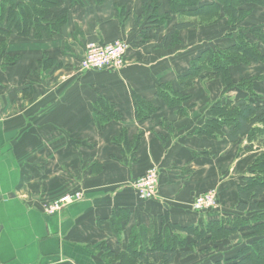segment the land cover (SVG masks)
Segmentation results:
<instances>
[{
	"label": "crops",
	"instance_id": "crops-1",
	"mask_svg": "<svg viewBox=\"0 0 264 264\" xmlns=\"http://www.w3.org/2000/svg\"><path fill=\"white\" fill-rule=\"evenodd\" d=\"M25 1L0 0V12ZM57 1L53 14L67 18L55 32L42 20L21 28L6 12L0 17V264H119L106 249L124 252L133 231L208 221L212 216L192 203L210 189L219 193L218 216L235 214L238 186L264 148L247 138L232 142L229 126L215 138L198 129L214 103L247 92L219 79L180 83L204 50L232 44L224 22L187 28L178 45L163 49L157 36L176 22L167 0H160L161 12L173 20L145 36L146 20L135 25L142 0ZM245 24L264 30V9ZM215 29L223 38L211 43ZM117 39L129 43L123 69L80 71L89 41ZM231 72L236 81L262 75L256 91L264 95V62ZM139 102L156 110L140 117ZM153 165L159 192L142 201L133 184ZM77 191L80 200L44 212V202ZM207 254L178 262L206 264Z\"/></svg>",
	"mask_w": 264,
	"mask_h": 264
},
{
	"label": "trees",
	"instance_id": "trees-1",
	"mask_svg": "<svg viewBox=\"0 0 264 264\" xmlns=\"http://www.w3.org/2000/svg\"><path fill=\"white\" fill-rule=\"evenodd\" d=\"M142 2L143 12L135 17V25L146 20L141 30L143 36L148 34L153 25L161 27L172 20L173 16L176 17L175 24L161 38L157 36L159 46L163 49L178 45L181 42V31L187 28L224 22L229 28L227 35L233 36L232 44L204 50L195 59L188 74L181 78L180 83L190 86L197 78L219 79L228 89L247 92L236 101L214 103L212 117L198 131L215 138L223 134L224 126H229L232 128V142L247 138L255 140L264 148V95H259L256 91L263 76L254 75L236 81L231 72V68L235 66L264 62V30L240 26H244L243 23L255 9H264V0H167L172 17L169 12H161L164 1ZM58 4L57 0H26L19 4L17 10L14 5H3L0 17L6 12L9 24L22 26L21 28L42 20L55 32L67 18L61 14H53V8ZM16 11L21 12L18 15ZM238 27L241 28L236 33L235 29ZM244 29L250 31L246 33ZM19 33L26 34L24 30H19ZM249 35L255 36L256 40H251ZM162 89L168 90L165 87ZM183 98L185 99L180 96L178 101ZM137 105L140 117H148L156 110L149 103L139 102ZM249 172L238 186L239 200L235 214L218 216L219 207L206 211L212 217L199 224L171 223L170 227L161 229L157 226H152L151 229L142 227L144 234L139 235L133 231V237L124 252L115 255L106 249L107 254L119 264H175L180 263L179 258L218 249L232 235L240 232L247 233L246 238H251L252 242L240 247L233 256H217L218 258L206 264H264V150L253 160ZM219 202L221 206L220 198Z\"/></svg>",
	"mask_w": 264,
	"mask_h": 264
},
{
	"label": "built area",
	"instance_id": "built-area-1",
	"mask_svg": "<svg viewBox=\"0 0 264 264\" xmlns=\"http://www.w3.org/2000/svg\"><path fill=\"white\" fill-rule=\"evenodd\" d=\"M128 47L129 43L125 39H117L111 42L89 41L86 45L85 54L80 61V71L121 70L126 64ZM159 175V168L153 165L134 181L133 186L139 199L149 201L157 197L159 192ZM82 197L83 193L81 191L68 192L55 200L44 202L43 210L46 214L52 215L61 211L68 204L80 200ZM219 207V193L216 189H210L198 194L192 203V208L198 212H206L210 209H218Z\"/></svg>",
	"mask_w": 264,
	"mask_h": 264
},
{
	"label": "rangeland",
	"instance_id": "rangeland-1",
	"mask_svg": "<svg viewBox=\"0 0 264 264\" xmlns=\"http://www.w3.org/2000/svg\"><path fill=\"white\" fill-rule=\"evenodd\" d=\"M172 20H173V18H172ZM243 25L244 26H242V25H240V26L243 27V28H253V26L252 27L245 26V25H247V24H245V22L243 23ZM196 27H198V26H196ZM241 27H238V28L235 29L236 33H239ZM216 29H218V27ZM216 29L214 31H211V33H210V39L209 40H210L211 43L217 42V40H219V42L222 41V38H223L222 33H223V31H224V33L226 31V34H227V32H229V28L226 26L225 28H223V31L222 32H221V30H219L220 33L218 34L219 35L218 36ZM244 30L246 31V33L250 31L249 29L248 30L247 29H244ZM237 35H239V34H237ZM225 37H226V40L227 39H233V36H231L230 34L225 35ZM249 37L251 38V40H256V37L253 36V35H249ZM182 40H184V38ZM193 202H194V200H193ZM246 234L247 233H240V232H238V233L232 235L229 238V240H227V243H225L224 245H222L220 247V249L217 251V253H219V254H217V255H214L215 253L213 254V253H209V252H200V255L201 254H204V253H208L207 256L202 257L201 260H203L204 262H207V261L213 260L217 256L226 257V256H233V255H235L240 247H244V245L252 242V239L251 238H249V237L246 238L248 236Z\"/></svg>",
	"mask_w": 264,
	"mask_h": 264
}]
</instances>
